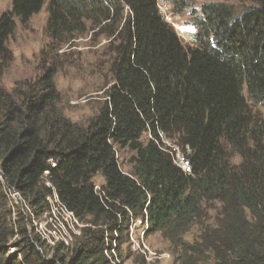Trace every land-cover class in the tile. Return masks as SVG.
<instances>
[{
  "label": "trees",
  "instance_id": "16d2710c",
  "mask_svg": "<svg viewBox=\"0 0 264 264\" xmlns=\"http://www.w3.org/2000/svg\"><path fill=\"white\" fill-rule=\"evenodd\" d=\"M164 1L176 13L187 6ZM253 1L240 13L225 2L191 11L196 43L185 46L158 0H11L0 14V78L16 21L25 26L45 7L50 48L87 33L107 41L112 85L81 126L58 106L53 63L11 91L0 84V176L30 212L14 215L0 182V264H109L105 250L114 241L119 248L130 219L144 213L145 236L160 234L174 264H264V119L250 108L264 104V0ZM174 148L189 174L175 165ZM117 150L133 154L130 176ZM54 193L83 228L46 259L26 223L50 213ZM194 227L197 239L186 242Z\"/></svg>",
  "mask_w": 264,
  "mask_h": 264
},
{
  "label": "rangeland",
  "instance_id": "374dc122",
  "mask_svg": "<svg viewBox=\"0 0 264 264\" xmlns=\"http://www.w3.org/2000/svg\"><path fill=\"white\" fill-rule=\"evenodd\" d=\"M185 1L187 6L179 13L174 11L176 8L171 3L163 0L158 1L162 17L173 27L185 46L195 45L196 33L194 35L180 33L177 26H182V28L186 26L193 30L192 20L194 16L191 11L195 10V16L199 15L198 12H200V7L203 4L225 2L234 5L239 13L255 6L253 0ZM10 7L11 0H0V14L9 10ZM46 22L47 11L45 7L34 15L25 26L16 21L15 32L6 44L11 54V62L2 74L0 84L6 90L11 91L18 84L35 81L44 69L53 63L57 70L54 76V84L60 94L58 106L63 115L71 122L84 126L98 113L99 108L105 101V91L112 85V76L108 71L107 41L104 38L93 40L87 33L68 43H59L61 44L60 48H56V45L50 48L51 40L46 32ZM42 51H44V58H46L43 62L41 60ZM244 94L246 95L245 91ZM250 105V108L254 112H258L264 119V104ZM147 138V136H144L142 140L145 141ZM164 143L169 148L176 147L175 144H172L173 142L169 143L165 139ZM228 154L231 164L235 167L238 166L241 161L239 155L231 149H228ZM132 155L128 150L116 151L120 170L126 175H129L131 171L130 158ZM94 185L101 187L103 179L97 177L94 180ZM11 202L9 206L14 215L15 213H21L23 216L30 217L27 206H23L20 202ZM214 217L215 211L210 210L206 218L208 224L213 225ZM64 219L65 217L59 209L55 212V217L50 212L37 219L32 217L27 219L26 228L29 231L32 230L41 239L42 249L48 254L46 259L51 256V249L56 243H62L65 240L68 247H71L80 236L83 225L78 223L79 226H76L72 231ZM139 231L137 230V233ZM197 237L198 229L194 227L184 236V239L186 242L191 243ZM18 239L15 238L12 242L14 243ZM144 242L152 252L159 255V258L147 263L138 252L131 249L129 239L124 235L120 247L116 246V253L122 264H174V257L169 243L160 234L144 235ZM14 252L15 248L11 245L9 253L13 254Z\"/></svg>",
  "mask_w": 264,
  "mask_h": 264
},
{
  "label": "built area",
  "instance_id": "2783aa9c",
  "mask_svg": "<svg viewBox=\"0 0 264 264\" xmlns=\"http://www.w3.org/2000/svg\"><path fill=\"white\" fill-rule=\"evenodd\" d=\"M192 29L194 30V32L196 31L194 27H192ZM172 154L174 156L175 165L185 174H189L191 171L190 164L189 161L184 157L183 153H181L178 150V148H174L172 149ZM52 165L54 166V164ZM0 182L3 187L4 195L9 203H12L11 201H15L16 203L20 202V204H22L23 206H27L26 201L22 198L20 193L17 192L15 189L6 186L1 176H0ZM45 184L47 187L51 188V184L49 182H46ZM93 190L95 194H97L99 197L102 195L100 186L93 185ZM47 200L50 204V212L54 217H55V212H57V210L59 209L60 211H62V214L65 217L64 221L69 224V228L72 231H74L76 226H79L78 224L79 222L76 220L74 215L71 212H69L64 206L60 205L55 193L53 194V196L47 198ZM144 214L145 216L143 218L130 219L128 229L126 231V236L129 239L131 249L135 252H138L144 258L143 260H145L147 263H151L155 259H158L159 255L152 252L144 242V235L148 228V220L146 217V213ZM137 230H140L139 233H137ZM62 243L65 246H68V243L65 240L64 242L62 241ZM111 245H110V249H106L104 252L107 261L109 262V264H122L121 259L118 257L116 253L115 241L111 243Z\"/></svg>",
  "mask_w": 264,
  "mask_h": 264
},
{
  "label": "bare ground",
  "instance_id": "6f19581e",
  "mask_svg": "<svg viewBox=\"0 0 264 264\" xmlns=\"http://www.w3.org/2000/svg\"><path fill=\"white\" fill-rule=\"evenodd\" d=\"M177 29H178V31L180 32V33H187V34H189V33H191V34H195L196 33V31L194 32V30H191L190 28H188V27H186V26H184L183 28H182V26L181 27H178L177 26ZM180 29H181V31H180Z\"/></svg>",
  "mask_w": 264,
  "mask_h": 264
},
{
  "label": "clouds",
  "instance_id": "9594fccd",
  "mask_svg": "<svg viewBox=\"0 0 264 264\" xmlns=\"http://www.w3.org/2000/svg\"><path fill=\"white\" fill-rule=\"evenodd\" d=\"M164 1V0H163ZM196 29V28H195Z\"/></svg>",
  "mask_w": 264,
  "mask_h": 264
}]
</instances>
